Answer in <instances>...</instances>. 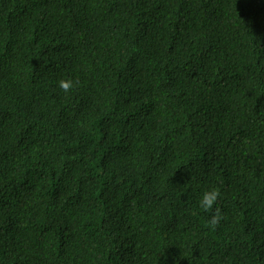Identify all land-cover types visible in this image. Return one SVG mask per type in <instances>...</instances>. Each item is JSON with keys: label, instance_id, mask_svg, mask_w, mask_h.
<instances>
[{"label": "trees", "instance_id": "trees-1", "mask_svg": "<svg viewBox=\"0 0 264 264\" xmlns=\"http://www.w3.org/2000/svg\"><path fill=\"white\" fill-rule=\"evenodd\" d=\"M0 264H264V0H0Z\"/></svg>", "mask_w": 264, "mask_h": 264}, {"label": "clouds", "instance_id": "clouds-1", "mask_svg": "<svg viewBox=\"0 0 264 264\" xmlns=\"http://www.w3.org/2000/svg\"><path fill=\"white\" fill-rule=\"evenodd\" d=\"M73 83L74 82L70 79H61L58 82V86L63 91L68 92L69 89L73 87ZM219 195H220L219 191L215 188H211L203 191L198 201L199 207L206 212L211 210L213 206L216 204ZM221 219H222V215L220 213V209L217 207L215 213L211 215L207 223L212 228H215V226L220 222Z\"/></svg>", "mask_w": 264, "mask_h": 264}]
</instances>
